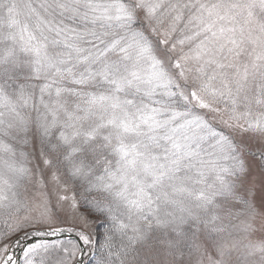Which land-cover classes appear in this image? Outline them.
<instances>
[{"label": "snow or ice", "instance_id": "obj_1", "mask_svg": "<svg viewBox=\"0 0 264 264\" xmlns=\"http://www.w3.org/2000/svg\"><path fill=\"white\" fill-rule=\"evenodd\" d=\"M0 264H264V0H0Z\"/></svg>", "mask_w": 264, "mask_h": 264}, {"label": "rangeland", "instance_id": "obj_2", "mask_svg": "<svg viewBox=\"0 0 264 264\" xmlns=\"http://www.w3.org/2000/svg\"><path fill=\"white\" fill-rule=\"evenodd\" d=\"M20 255H22V252H21V254Z\"/></svg>", "mask_w": 264, "mask_h": 264}]
</instances>
